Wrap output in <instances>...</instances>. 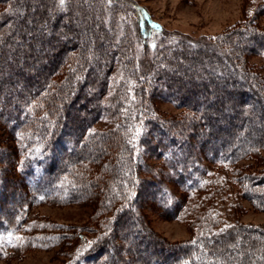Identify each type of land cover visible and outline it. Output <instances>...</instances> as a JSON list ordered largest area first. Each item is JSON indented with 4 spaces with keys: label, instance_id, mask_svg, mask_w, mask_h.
Returning a JSON list of instances; mask_svg holds the SVG:
<instances>
[{
    "label": "trees",
    "instance_id": "obj_1",
    "mask_svg": "<svg viewBox=\"0 0 264 264\" xmlns=\"http://www.w3.org/2000/svg\"><path fill=\"white\" fill-rule=\"evenodd\" d=\"M141 18L121 0H0V124L14 143L0 144V258L40 244L62 264H264V225L217 212L224 199L264 212V3L215 37L139 56ZM44 204L88 205L90 225L43 230ZM148 206L190 238L157 235Z\"/></svg>",
    "mask_w": 264,
    "mask_h": 264
},
{
    "label": "rangeland",
    "instance_id": "obj_2",
    "mask_svg": "<svg viewBox=\"0 0 264 264\" xmlns=\"http://www.w3.org/2000/svg\"><path fill=\"white\" fill-rule=\"evenodd\" d=\"M140 10L144 32L140 38L139 56L148 54L162 41L201 40L215 37L229 27L241 21L246 13H252L264 0H121ZM78 15L73 22H78ZM264 26V20L262 21ZM150 51H149V50ZM253 64L260 66V58H254ZM116 77V76H115ZM158 109L168 115L177 116L182 111L169 102H161ZM8 132L0 124V144L14 145L10 142ZM142 152V149L140 150ZM139 151V152H140ZM145 152V151H144ZM143 152L141 155H146ZM264 156V154H263ZM148 163L157 164L158 160L149 159ZM247 165V164H244ZM235 201L223 200L218 203L217 212L228 223L239 222L251 225H264V212L254 210L244 201L235 210ZM234 206V209L232 208ZM151 229L163 239L179 243L190 238L187 225L176 218H168L154 207H146L143 211ZM37 227L47 229L58 226L84 227L90 225L92 209L85 204L61 206L44 204L32 208ZM22 233V243L27 244L28 233L35 229L29 219ZM54 223V224H53ZM29 240V239H28ZM31 241V240H30ZM36 241V240H34ZM32 241L33 243H35ZM40 242V241H39ZM38 243V242H37ZM41 243V242H40ZM34 244V248L11 252L6 258H0V264H62L65 260L63 250L46 249Z\"/></svg>",
    "mask_w": 264,
    "mask_h": 264
},
{
    "label": "bare ground",
    "instance_id": "obj_3",
    "mask_svg": "<svg viewBox=\"0 0 264 264\" xmlns=\"http://www.w3.org/2000/svg\"><path fill=\"white\" fill-rule=\"evenodd\" d=\"M217 81V80H216ZM182 82V81H181ZM200 83V82H199ZM186 85V84H185ZM192 88V87H191ZM202 91V90H201ZM220 93V92H219ZM225 97V96H224ZM217 98V97H216ZM233 100V99H232ZM226 102V101H225ZM230 102V101H229ZM236 107V106H235ZM209 108V107H208ZM212 109V108H211ZM208 111V110H207ZM217 111V110H216ZM212 113V112H211ZM233 115V114H232ZM231 115V116H232ZM230 116V115H229ZM233 120V119H232ZM235 120V119H234ZM228 121V120H227ZM201 122V121H200ZM234 123V122H233ZM224 126V125H223ZM234 126V125H233ZM223 132V131H222ZM221 133V132H220ZM204 134V133H203ZM218 134V133H217ZM210 136V135H209ZM226 136V135H225ZM201 137V136H200ZM218 137V136H217ZM229 137V136H228ZM210 141V140H209ZM214 147V146H213ZM216 148V147H215ZM6 186V185H5ZM6 191H7V189H6ZM126 212V211H125ZM122 217V216H121ZM126 217V216H125ZM127 219V218H126ZM129 219V218H128ZM133 219V218H132ZM122 223V222H121ZM131 223V222H130ZM122 225V224H121ZM128 226V225H127ZM146 239V238H145ZM151 241V240H150ZM140 245V244H139ZM150 245V244H149ZM136 246V245H135ZM136 249V248H135ZM114 250H115V248H114ZM117 250V249H116ZM115 250V251H116ZM169 251V250H168ZM138 252V251H137ZM164 252V251H163ZM165 253V252H164ZM177 253H178V251H177ZM141 254V253H140ZM115 257V256H114ZM121 257V256H120ZM163 258V257H162ZM122 259V258H121ZM117 260V259H116ZM169 261V260H168ZM110 262V261H109ZM162 262H163V260H162ZM118 263V262H117ZM168 263V262H167ZM114 264V263H113ZM169 264V263H168Z\"/></svg>",
    "mask_w": 264,
    "mask_h": 264
},
{
    "label": "snow or ice",
    "instance_id": "obj_4",
    "mask_svg": "<svg viewBox=\"0 0 264 264\" xmlns=\"http://www.w3.org/2000/svg\"><path fill=\"white\" fill-rule=\"evenodd\" d=\"M61 3H63V0H61Z\"/></svg>",
    "mask_w": 264,
    "mask_h": 264
}]
</instances>
